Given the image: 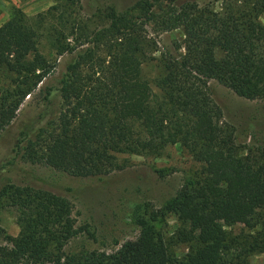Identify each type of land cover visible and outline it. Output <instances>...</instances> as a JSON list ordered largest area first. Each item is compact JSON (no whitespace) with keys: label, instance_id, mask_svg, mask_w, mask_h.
<instances>
[{"label":"trees","instance_id":"16d2710c","mask_svg":"<svg viewBox=\"0 0 264 264\" xmlns=\"http://www.w3.org/2000/svg\"><path fill=\"white\" fill-rule=\"evenodd\" d=\"M79 7V0H54L33 22L13 9L0 26V69L11 75L0 87V133L51 74L53 64L39 50L44 29L59 55L71 53L56 83L72 109L59 117L44 150L30 148L28 158L74 177L102 178L124 168L116 153L151 156L179 144L199 168L164 210L187 227L167 239L153 224L163 213L154 212L136 218L137 237L114 251L66 252L80 231L70 201L8 184L0 206L14 211L19 231L0 244V264H238L237 247L264 254L263 235L245 242L225 229L264 207V150L241 154L209 89L214 80L245 99L264 98V0H222L219 8L138 0L124 13L110 9L108 25L93 29L79 20ZM149 25L152 33L184 34V52L162 60L154 80L159 95L142 76L145 53L156 45ZM173 242L188 245L182 257Z\"/></svg>","mask_w":264,"mask_h":264},{"label":"rangeland","instance_id":"374dc122","mask_svg":"<svg viewBox=\"0 0 264 264\" xmlns=\"http://www.w3.org/2000/svg\"><path fill=\"white\" fill-rule=\"evenodd\" d=\"M137 1L79 0L78 18L88 29L103 27L108 25L106 13L110 9L124 13ZM191 1L214 8L222 4V0ZM52 4L54 0H0V26L13 9L21 10L33 22ZM260 19L264 22V14ZM151 26L145 28L156 45L145 53L142 76L150 82L153 93L159 95L154 80L161 73L162 60L184 52V34L180 28L156 34L152 33ZM40 31L43 35L39 50L53 68L43 83L25 96L15 119L0 133V189L8 184L30 186L67 198L80 231L66 244V252L114 251L125 241L137 237L140 227L136 218L161 211L163 216L153 224L170 239L187 225L173 213L166 212L164 203L174 198L180 186L199 168L191 154L179 144L167 145L158 155L116 153V164L124 168L102 178L74 177L28 158L30 148L39 153L44 150L43 144L49 141L50 134L59 130V117L72 109V102L66 93L59 91L56 83L71 53L59 55L46 31ZM10 77L6 70L0 69V87L9 86ZM46 87H50L48 98L45 97ZM209 89L222 112L220 124L232 129L241 154L255 156L264 150V98L245 99L214 80L209 82ZM225 229L245 242L264 236V207L258 208L249 222L227 225ZM18 231L14 211L0 206V244L5 243L6 235L15 236ZM172 248L182 257L188 245L173 242ZM234 254H238V264H264L263 253L243 252L237 247Z\"/></svg>","mask_w":264,"mask_h":264}]
</instances>
